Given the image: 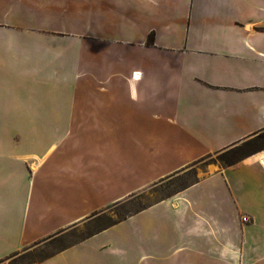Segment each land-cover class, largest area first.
Wrapping results in <instances>:
<instances>
[{
    "label": "crops",
    "instance_id": "0c3cea01",
    "mask_svg": "<svg viewBox=\"0 0 264 264\" xmlns=\"http://www.w3.org/2000/svg\"><path fill=\"white\" fill-rule=\"evenodd\" d=\"M0 112L2 260L264 131V0H0ZM205 170L33 264H264V149Z\"/></svg>",
    "mask_w": 264,
    "mask_h": 264
},
{
    "label": "rangeland",
    "instance_id": "374dc122",
    "mask_svg": "<svg viewBox=\"0 0 264 264\" xmlns=\"http://www.w3.org/2000/svg\"><path fill=\"white\" fill-rule=\"evenodd\" d=\"M46 100H49V99H46ZM8 115L10 117L25 116L24 114L21 113V111L20 112L14 111ZM1 116H5V114L3 115L2 112H0V117ZM3 127H4L3 125H0V140L3 139L4 136H6L4 138H8L14 132V130H12L6 133ZM50 129L52 131V128ZM59 132H62V130L60 129ZM1 142L2 141H0V143ZM19 145H20V141L18 143V146ZM44 145H45V142H44ZM0 148H2V145H0ZM233 150L234 148L230 150L213 152V153H210L204 156L203 158L199 159L198 161L194 163L195 169L193 171L196 172L197 175H200L203 171H207L205 170L206 167L209 168L213 164H215L216 166L220 164L224 165L223 160L227 158V156L232 157L234 155ZM1 163L2 162H0V164ZM193 171L188 172L187 177L168 179L165 181V183L155 188L144 190L136 197L134 201L130 199L126 202L119 203L116 206H109L106 212L107 215L96 218L91 224L87 225L86 227L85 225H81L77 228L75 232H71L65 236L58 237L57 239H54L48 243L37 245L35 247L23 248L17 252L10 254L6 258H3L2 260H0V264H33L36 261L49 256L55 250L59 249L63 245H66L67 243L74 241L75 239H78L79 237H82L85 233H87L91 229L97 228L107 223H110L113 220L120 218L126 215L127 213L131 212L133 209L146 205L148 202L155 200L159 196L169 193L170 191H172L179 185L183 184L184 182L191 180Z\"/></svg>",
    "mask_w": 264,
    "mask_h": 264
},
{
    "label": "trees",
    "instance_id": "16d2710c",
    "mask_svg": "<svg viewBox=\"0 0 264 264\" xmlns=\"http://www.w3.org/2000/svg\"><path fill=\"white\" fill-rule=\"evenodd\" d=\"M153 43V34H149L147 38V44L151 45ZM264 149V131L259 132L253 138L246 140L239 146L235 147L233 150L234 155L232 157L225 158L224 164L233 163L238 159L250 153L257 152Z\"/></svg>",
    "mask_w": 264,
    "mask_h": 264
},
{
    "label": "built area",
    "instance_id": "2783aa9c",
    "mask_svg": "<svg viewBox=\"0 0 264 264\" xmlns=\"http://www.w3.org/2000/svg\"><path fill=\"white\" fill-rule=\"evenodd\" d=\"M242 220H243V221H248V220H249V218H248V216H246V215H243V217H242Z\"/></svg>",
    "mask_w": 264,
    "mask_h": 264
},
{
    "label": "snow or ice",
    "instance_id": "6c2138e0",
    "mask_svg": "<svg viewBox=\"0 0 264 264\" xmlns=\"http://www.w3.org/2000/svg\"><path fill=\"white\" fill-rule=\"evenodd\" d=\"M137 75H139V74H137Z\"/></svg>",
    "mask_w": 264,
    "mask_h": 264
}]
</instances>
